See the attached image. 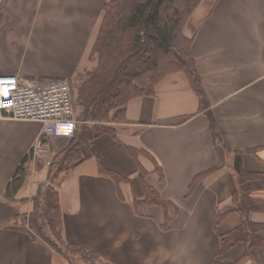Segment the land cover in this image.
I'll return each instance as SVG.
<instances>
[{"label":"crops","instance_id":"crops-1","mask_svg":"<svg viewBox=\"0 0 264 264\" xmlns=\"http://www.w3.org/2000/svg\"><path fill=\"white\" fill-rule=\"evenodd\" d=\"M106 1L0 0V73L82 75ZM183 34L205 106L183 71L170 72L57 176L62 238L101 264H264V246L246 255L241 241L216 256L220 236L241 221L232 209L240 172L255 174L251 196L264 202V0H201ZM40 132V122L0 116V264H68L22 221L48 182L47 161L73 140L45 137L44 153L33 156ZM26 157L25 181L10 198L6 187ZM144 185L167 208L144 201ZM249 218L264 223V209Z\"/></svg>","mask_w":264,"mask_h":264},{"label":"trees","instance_id":"trees-1","mask_svg":"<svg viewBox=\"0 0 264 264\" xmlns=\"http://www.w3.org/2000/svg\"><path fill=\"white\" fill-rule=\"evenodd\" d=\"M200 2L201 0H107L103 4L101 22L89 55L93 64L82 75H78V83H75L76 78L69 80L74 110L79 111L78 116L84 124L77 126L79 131L73 140L50 161L48 182L35 197L34 210L22 216V221L29 223L35 234L60 252L68 260V264L73 263L74 255L95 256L63 240L57 186L51 180L68 165L82 158L77 149L80 145L89 144L101 132H112L108 123L124 121L125 106L130 99L152 95L155 85L170 72L183 71L197 93L201 106H205L206 96L191 54L192 39L183 34L186 22ZM210 126L212 134L217 137L218 132L212 118ZM128 151L133 156L138 153L132 148H128ZM28 159L26 157L17 167L6 187V195L10 198L25 181L24 163ZM51 166H54L53 171ZM111 175L119 181L118 176L113 173ZM200 177L194 179L191 187ZM253 177L254 173L245 171L238 175V196H235L232 209L239 213L241 221L235 229L220 236L216 256L240 241L245 244L246 255H249L252 247L264 246V236L260 235L264 231V223L253 222L249 218L251 211L264 209V202L251 196ZM144 193L146 202L158 203L164 208L169 205L167 200L147 185H144ZM221 215H217L215 223L220 220ZM211 264L228 263L214 260Z\"/></svg>","mask_w":264,"mask_h":264},{"label":"built area","instance_id":"built-area-1","mask_svg":"<svg viewBox=\"0 0 264 264\" xmlns=\"http://www.w3.org/2000/svg\"><path fill=\"white\" fill-rule=\"evenodd\" d=\"M0 116L41 123L40 137L31 150L33 156L44 153L45 137L70 138L77 127L71 87L66 79L0 73Z\"/></svg>","mask_w":264,"mask_h":264},{"label":"rangeland","instance_id":"rangeland-1","mask_svg":"<svg viewBox=\"0 0 264 264\" xmlns=\"http://www.w3.org/2000/svg\"><path fill=\"white\" fill-rule=\"evenodd\" d=\"M92 62H90V66L89 68L92 66ZM76 82L75 83H78L80 81V78L79 77H76ZM80 110V109H79ZM79 114V111H74V116H75V119L77 120V126L81 125V124H84V121L81 120V117L78 116ZM60 137H63V139H65L66 137L65 136H60ZM67 139V138H66ZM63 140V141H66ZM53 161V159H52ZM53 168L54 166H51V170L53 171ZM56 181H57V177H54L52 180H51V183L55 184L56 185ZM50 182V181H49ZM77 258H81L80 260H78ZM73 259V263L72 264H101L96 258H92V257H87V256H79V255H74V257L72 258Z\"/></svg>","mask_w":264,"mask_h":264},{"label":"water","instance_id":"water-1","mask_svg":"<svg viewBox=\"0 0 264 264\" xmlns=\"http://www.w3.org/2000/svg\"><path fill=\"white\" fill-rule=\"evenodd\" d=\"M78 131H79V128H76L75 132H74V136L70 138L71 140L75 137V135L78 133Z\"/></svg>","mask_w":264,"mask_h":264}]
</instances>
